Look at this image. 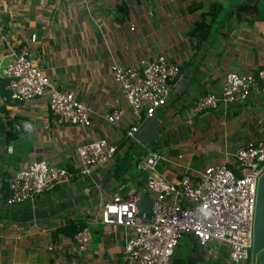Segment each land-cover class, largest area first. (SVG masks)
<instances>
[{
	"label": "crops",
	"instance_id": "crops-1",
	"mask_svg": "<svg viewBox=\"0 0 264 264\" xmlns=\"http://www.w3.org/2000/svg\"><path fill=\"white\" fill-rule=\"evenodd\" d=\"M244 1L0 0V66L27 47L56 88L94 110L87 129L56 125L46 101L16 103L0 86V264H127L123 249L129 234L104 225L101 211L118 195L149 197L147 174L139 169L148 148L163 157L158 173L177 181L186 174L198 176L206 166L229 164L239 146L264 138V96L258 93L196 116L192 126L187 123L198 98L218 93L227 72L256 73L264 61V20L251 23L246 14L244 20L225 21L206 41L197 37L198 24L200 30L210 27L213 3L222 4L221 14L228 15ZM160 54L180 65L181 76L156 118L138 123L112 67L138 65ZM115 107L126 112L118 125H111L106 118ZM138 124L135 142L127 132ZM101 138L113 142L117 151L93 175L100 192L86 194V178L75 174L33 202L8 205L3 177L34 158L76 170L79 148ZM85 224L91 225L92 240L83 252L75 244L76 234L54 235L59 228L69 225L76 231ZM49 242L52 251L45 248ZM171 264L230 263L227 248L218 242L200 248L188 234L180 239Z\"/></svg>",
	"mask_w": 264,
	"mask_h": 264
},
{
	"label": "built area",
	"instance_id": "built-area-1",
	"mask_svg": "<svg viewBox=\"0 0 264 264\" xmlns=\"http://www.w3.org/2000/svg\"><path fill=\"white\" fill-rule=\"evenodd\" d=\"M134 30L135 24L131 22L130 31ZM112 73L139 123L155 119L157 111L168 103L181 68L160 54L141 60L138 65L116 64ZM0 86L16 103L46 101L56 125L87 129L92 124L94 110L79 102L75 94L56 88L27 47L14 54L5 67L0 66ZM252 93L264 96V61L256 73L227 72L218 93L198 98L187 123L192 126L194 117L214 112L223 104L243 102ZM125 112V107H115L106 120L118 125ZM138 129L139 124L128 130V138L138 142ZM116 151L117 146L107 138L83 144L78 150L75 173L34 158L24 169L3 177L9 190L7 203L14 206L33 202L36 195L68 184L75 174L86 178V194L100 192L101 185L93 175L114 158ZM162 159L159 152L148 148L139 166L147 174L145 193L153 202L149 222L139 212L140 195L115 196L101 211L104 225L122 228L129 234L123 249L127 264H171L180 239L188 234L200 248L211 242L227 248L230 264H246L253 246L258 181L264 174V138L239 146L230 154L229 164L206 166L198 176L186 174L177 181L166 180L158 173ZM91 240V225L85 224L75 235L78 251H85ZM45 248L52 251L54 244L49 242Z\"/></svg>",
	"mask_w": 264,
	"mask_h": 264
},
{
	"label": "trees",
	"instance_id": "trees-1",
	"mask_svg": "<svg viewBox=\"0 0 264 264\" xmlns=\"http://www.w3.org/2000/svg\"><path fill=\"white\" fill-rule=\"evenodd\" d=\"M223 10L222 4L213 3L209 8V13H211L212 17L210 19V27L208 29H202L201 25L198 24L196 27V33L198 34L199 41L208 40L214 33H216L217 29H223L225 25V21L227 22L229 19H237L244 20V15L247 14V20L251 23L256 21L264 20V8L262 7L260 0H246L241 4L236 6V9L233 13L222 15L221 12ZM232 14V15H231ZM226 19V20H225ZM228 33V32H227ZM227 33L223 35L226 36ZM71 173H75V170L68 169ZM81 227V226H80ZM80 227L75 231L71 230V226H66L59 228L55 231L54 235L57 236L59 233H62L67 236H74Z\"/></svg>",
	"mask_w": 264,
	"mask_h": 264
},
{
	"label": "water",
	"instance_id": "water-1",
	"mask_svg": "<svg viewBox=\"0 0 264 264\" xmlns=\"http://www.w3.org/2000/svg\"><path fill=\"white\" fill-rule=\"evenodd\" d=\"M152 199L143 197L139 203V212L146 222L152 217ZM252 264H264V174L259 178L257 190V207L253 227Z\"/></svg>",
	"mask_w": 264,
	"mask_h": 264
},
{
	"label": "rangeland",
	"instance_id": "rangeland-1",
	"mask_svg": "<svg viewBox=\"0 0 264 264\" xmlns=\"http://www.w3.org/2000/svg\"><path fill=\"white\" fill-rule=\"evenodd\" d=\"M247 264V263H246Z\"/></svg>",
	"mask_w": 264,
	"mask_h": 264
}]
</instances>
